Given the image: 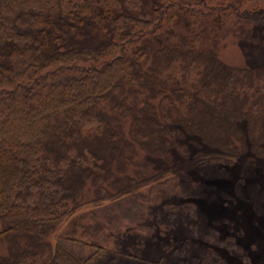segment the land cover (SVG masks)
<instances>
[{
    "label": "trees",
    "instance_id": "trees-1",
    "mask_svg": "<svg viewBox=\"0 0 264 264\" xmlns=\"http://www.w3.org/2000/svg\"><path fill=\"white\" fill-rule=\"evenodd\" d=\"M230 37L261 42L264 0H0V264L139 259L116 232L174 217L183 167L264 160V63Z\"/></svg>",
    "mask_w": 264,
    "mask_h": 264
},
{
    "label": "rangeland",
    "instance_id": "rangeland-1",
    "mask_svg": "<svg viewBox=\"0 0 264 264\" xmlns=\"http://www.w3.org/2000/svg\"><path fill=\"white\" fill-rule=\"evenodd\" d=\"M223 44L225 63H264V38L243 45L230 37ZM178 174L185 195L166 201L177 208L174 217L159 222L156 208L145 206L136 224L124 221L116 242L139 259L114 264H264V160L188 165ZM92 210L82 207L75 218H90Z\"/></svg>",
    "mask_w": 264,
    "mask_h": 264
}]
</instances>
